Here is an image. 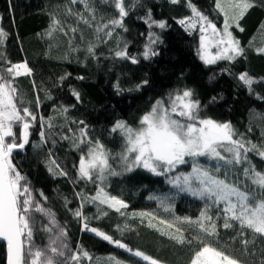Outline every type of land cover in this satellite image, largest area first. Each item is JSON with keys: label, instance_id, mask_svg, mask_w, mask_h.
<instances>
[{"label": "trees", "instance_id": "1", "mask_svg": "<svg viewBox=\"0 0 264 264\" xmlns=\"http://www.w3.org/2000/svg\"><path fill=\"white\" fill-rule=\"evenodd\" d=\"M122 2L128 12L123 19V27L116 28L110 37L102 34L97 39L98 26L119 18V11L111 0H89L91 11L86 10L83 3L73 4L71 0H0V29L6 33L0 42V67L6 71L12 64L27 63L31 74L15 77L17 104L21 108L29 107L37 117L35 121L28 118L31 123L29 143L21 151L13 152L11 161L26 178L24 183L30 185L36 200L44 209L54 213L56 221L66 229L69 252H79V245L89 254L82 257L79 264H93L101 259L110 264L117 260L122 264H147L95 233L83 231V220L73 215L82 204L76 194L92 196L96 192L91 182L77 180L80 156L87 152L86 146L80 151L74 148L82 127L79 121L87 125L88 136L93 142L99 139L115 155L122 150L123 144L119 133L110 131L117 120L136 128L140 117L157 99L166 97L172 90L187 87L194 90V98L200 101L201 118L230 122L246 141L264 150V52L257 51L264 48V28L261 27L264 25V0H250L255 6L239 19V28L236 24L229 27L244 54L234 61L218 60L208 65L198 56V26L190 33L178 22L192 15L189 0H178L177 3L171 0H139L135 6L133 0ZM216 3L217 0H191L199 12L220 28L225 16L216 8ZM149 11L152 21H165L167 27L160 29L153 24L150 28L147 22ZM81 15L89 23L79 19ZM53 17L60 21V28L49 36ZM109 30H112L111 26ZM150 32L158 37L153 50L159 54L145 60L142 53L149 43ZM90 45L96 46L94 57L88 54ZM116 51H126L128 58L116 57ZM131 57H136L138 63L133 64ZM242 73L258 81L252 85L251 94L238 80ZM144 80L148 81L144 87L128 91ZM117 84L122 90L119 94L115 87ZM73 91L80 94L79 100ZM213 97L216 98L214 101ZM63 108L68 111L62 115ZM49 123L53 125L51 129ZM41 131L48 134L43 144ZM13 132L18 138L20 128L14 126ZM7 142L12 140L9 138ZM52 160L68 175L58 176L49 172V167L55 169ZM249 160L257 171L264 172V159L256 152L249 153ZM111 163L121 171L118 161ZM201 163L207 166L204 158H201ZM243 167L235 169L242 183ZM190 169L191 164L178 166L180 172ZM250 190L255 191L254 188ZM106 191L128 204L126 209H122L125 215L102 205L107 215L97 219L96 206L85 204L82 211L90 218L89 227L97 228L160 264H190L195 251L203 243H210L237 260L238 264H261L264 261V234H253L247 229L241 233L238 222L225 230L222 218L216 221L219 243H216L217 237L211 240L201 237L203 243H189L197 234L177 223L175 218L196 219L204 203L181 193L171 201L172 212H165L156 201L148 199L151 194L175 193L176 190L165 182L164 177L137 169L132 173L110 176ZM141 212L152 215L140 216ZM210 214L215 219V213ZM35 217L37 229L48 224L47 217L39 213ZM168 224L174 226L169 228ZM181 233L185 239L183 244L170 238ZM34 240L37 248H44L49 236L37 231ZM0 264H6L5 245L1 242Z\"/></svg>", "mask_w": 264, "mask_h": 264}, {"label": "snow or ice", "instance_id": "2", "mask_svg": "<svg viewBox=\"0 0 264 264\" xmlns=\"http://www.w3.org/2000/svg\"><path fill=\"white\" fill-rule=\"evenodd\" d=\"M111 2L119 11V18L98 26L97 39H100L102 34L110 37L116 28H122L123 19L128 15L122 0H111ZM171 2L177 3L178 0H171ZM71 3H83L85 9L91 11L88 7L89 0H71ZM138 3L139 0H133L134 6ZM254 6L250 0H242L235 4V7L239 9L238 16L234 17L236 27L239 28V19ZM188 7L192 15L178 22L190 33L191 30L199 27L201 33L199 55L205 65L214 64L218 60L234 61L244 54L240 42L229 31V19L226 12L221 31L191 4V0ZM216 8L224 11L220 0H217ZM71 14L69 10V15ZM92 18H95L94 15ZM79 19L89 23L82 15ZM147 22L150 28L153 24L160 29L167 27L165 21H152L150 11ZM110 26L112 30H109ZM261 27L264 28V25ZM49 28V36H51L52 31L60 28V21L53 17ZM72 31L75 32L76 29L73 28ZM240 31L243 29L240 28ZM5 36L6 33L0 29V42ZM157 42L158 37L150 32L149 43L145 45L142 53L145 60L159 54L153 50V45ZM212 44L219 50L218 53L215 56L205 55L206 48ZM95 48V45L88 47L89 56H95ZM257 51L264 52V48H259ZM115 56L128 58L126 51H116ZM131 62L135 64L138 60L136 57H131ZM28 74H31V69L28 68L27 63L12 64L6 71L0 67V240L5 241L7 245V264H79L81 258L88 257L89 254L79 245L77 246L79 252H69L66 229L56 221L54 213L44 209L36 200L30 185L24 183L26 178L11 161L13 151L22 150L29 143L28 130L31 123L28 118H31V121L37 119L29 107L21 108L17 104L18 92L14 86L15 77ZM238 80L247 86L250 94L252 85L258 82L247 73L240 74ZM147 83L148 81L144 80L137 84L135 89L130 88L128 91H138ZM115 87L119 94L122 91L119 84ZM72 94L77 100L80 99L79 93L73 91ZM215 99L213 97V101ZM37 103L39 104V101ZM201 110L200 101L194 98L193 89L185 87L183 90L170 91L166 97L157 99L150 110L140 117L136 128L122 120L114 123L110 131L112 134L119 133L123 141L122 150L115 155L99 139L93 142L88 136L87 125L79 121L82 127L79 128V139L74 144V148L80 151L86 146L87 152L80 156L77 180L91 182L96 188L95 195L92 196L76 194L80 197L82 204L73 212V215L83 220V231L95 233L96 236L115 244L118 248L125 249L130 256L147 264H160L158 260L139 250L133 251L120 240H113L111 236L97 228H90L88 225L90 218L84 216L82 211L85 204L95 205L98 213L95 218L99 219L100 216L107 215L101 207L107 205L121 216L125 215L122 209H126L128 204L106 191V182L110 176H119L142 169L154 176L164 177L165 182L176 190L171 195L148 196L149 200L156 201L158 207L163 208L165 212H172L171 201L175 195L181 193L204 203L196 219L175 218L177 223L185 225L187 230L197 234L188 241L189 243L192 241L203 243L201 237L208 240L217 237L216 243H219L216 221L221 218L224 220L225 230L233 228L238 222L241 233L247 229L252 230L253 234H264V172L257 171L249 160L251 152H256L260 158L264 159V150L259 149L251 141H246L230 122L221 123L211 118H201ZM67 111V108H63L61 114ZM40 119L43 123V118ZM14 126L20 128L18 138L13 132ZM48 127L51 129L53 125L49 123ZM69 131L72 129L69 128ZM9 138L12 140L11 143L7 142ZM40 138L43 144L48 134L41 131ZM34 147H40V145H34ZM201 158L207 161V166L201 163ZM111 161H118L121 171H117ZM51 164L55 166V169H59L56 171L53 167H49V172L53 175H68L59 168L55 160H52ZM187 164H191L190 171H178V166ZM245 164L249 166L243 167ZM240 167H243V183L239 173L235 171ZM252 188L255 191L250 190ZM40 195L43 196V193ZM44 199L47 200V197ZM213 212L215 219L210 214ZM36 213L47 217L48 224L37 229ZM139 215L151 216L152 214L141 212ZM161 223L166 222L161 221ZM173 226L168 224L169 228ZM37 231H43L49 236V242L44 248L35 246L34 235ZM177 232H180L179 228ZM170 238L176 239L178 243H185L183 233ZM115 264H122V262L117 260ZM190 264H238V261L231 259L223 251H218L210 243H203V246L195 251ZM261 264H264V261Z\"/></svg>", "mask_w": 264, "mask_h": 264}, {"label": "rangeland", "instance_id": "3", "mask_svg": "<svg viewBox=\"0 0 264 264\" xmlns=\"http://www.w3.org/2000/svg\"><path fill=\"white\" fill-rule=\"evenodd\" d=\"M240 2H242V0H220L221 7L224 9V11H223L224 16H225V12L227 13V16H228L229 27H231L233 25L235 26V24H236L234 17L238 16L239 9L235 7V4L240 3ZM223 26H224V23L220 28L217 27V29L222 31ZM198 29H199V27H198ZM229 31H231V28H229ZM200 36H201V33H200ZM200 50L201 49H200V44H199V46H198V56L199 57H200V55H199ZM218 51L219 50L215 47V45L212 44L206 48L205 55L215 56L218 53ZM21 71H23V70H21ZM93 264H110V263L107 260L101 259V260H96ZM111 264H115V263L111 262Z\"/></svg>", "mask_w": 264, "mask_h": 264}, {"label": "water", "instance_id": "4", "mask_svg": "<svg viewBox=\"0 0 264 264\" xmlns=\"http://www.w3.org/2000/svg\"><path fill=\"white\" fill-rule=\"evenodd\" d=\"M17 151H21V150H19V149L18 150H14L13 152H17ZM0 242L5 245V250H6V248H7L6 242L2 241V240H0ZM6 264H7V251H6Z\"/></svg>", "mask_w": 264, "mask_h": 264}]
</instances>
